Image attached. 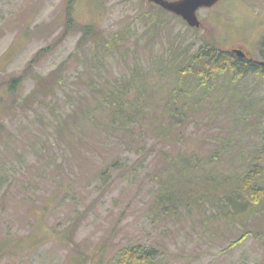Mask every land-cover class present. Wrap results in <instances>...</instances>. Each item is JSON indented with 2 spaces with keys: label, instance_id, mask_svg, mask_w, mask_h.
I'll use <instances>...</instances> for the list:
<instances>
[{
  "label": "rangeland",
  "instance_id": "rangeland-1",
  "mask_svg": "<svg viewBox=\"0 0 264 264\" xmlns=\"http://www.w3.org/2000/svg\"><path fill=\"white\" fill-rule=\"evenodd\" d=\"M158 8L0 0V264H122L132 247L152 261L130 264H264V76L239 106L220 89L234 75L211 78L176 130L159 115L203 41L264 62V0H220L197 29ZM84 26L100 41L80 49ZM131 70L150 87L114 119L103 95Z\"/></svg>",
  "mask_w": 264,
  "mask_h": 264
},
{
  "label": "trees",
  "instance_id": "trees-1",
  "mask_svg": "<svg viewBox=\"0 0 264 264\" xmlns=\"http://www.w3.org/2000/svg\"><path fill=\"white\" fill-rule=\"evenodd\" d=\"M158 9L164 11L160 7ZM81 32V44L78 47L80 49L86 45L87 41H92V39L95 43L100 41L97 29L92 26H84ZM182 55L184 56L180 58L182 65L174 69L173 82L165 85L168 88L167 97L162 100V110L159 111L163 123L167 125V129L170 128V131L178 129L184 122L187 123L188 116L186 114L188 110L190 109L192 113L199 111L201 105L212 97L211 90L215 87H220L210 85L211 78L214 80L216 76H221L226 71L231 72L235 79L231 78L232 80L227 86L222 84V87H220L226 94L230 95V98L226 95L222 99L227 100L229 98V101L239 106L242 101H246L249 98L248 92L239 84L242 79L248 74L264 76V67L257 62L249 58H239L232 54L231 51L222 50L213 41H203L198 51L192 54L185 51ZM174 56L177 57L178 54ZM169 66L174 68L177 66L174 59H171ZM172 70L165 69L163 71L160 70V72L165 74L167 71L171 73ZM151 75L153 74L151 73ZM188 76L191 80L188 79ZM9 83L11 88L14 89L20 85L21 80L16 78ZM150 84L147 78L142 77V74L136 70H131L127 77L117 80L111 87L107 88L108 93L103 95L105 96L103 102L109 103L110 116L114 119L117 116L122 120L129 119V114L132 113L130 112L132 111V105L142 101L141 94L150 87ZM239 85L244 90L239 88ZM133 91L136 95L134 93L130 95ZM224 100L223 103L226 102ZM243 105L242 103L241 107ZM160 129L164 130V127H160ZM123 252V254H119L122 264L152 261V254L146 250L132 247L125 249Z\"/></svg>",
  "mask_w": 264,
  "mask_h": 264
},
{
  "label": "water",
  "instance_id": "water-1",
  "mask_svg": "<svg viewBox=\"0 0 264 264\" xmlns=\"http://www.w3.org/2000/svg\"><path fill=\"white\" fill-rule=\"evenodd\" d=\"M149 3L160 7L164 11L181 18L190 28H199L200 21L197 12L200 9H209L214 7L220 0H146ZM233 54L239 58H245L246 55L241 50H233ZM264 67V62L258 63Z\"/></svg>",
  "mask_w": 264,
  "mask_h": 264
}]
</instances>
